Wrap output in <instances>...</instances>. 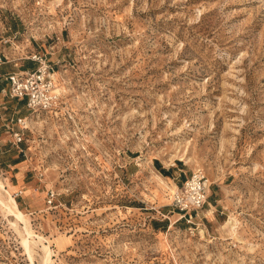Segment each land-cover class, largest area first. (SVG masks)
Segmentation results:
<instances>
[{
    "label": "rangeland",
    "instance_id": "rangeland-1",
    "mask_svg": "<svg viewBox=\"0 0 264 264\" xmlns=\"http://www.w3.org/2000/svg\"><path fill=\"white\" fill-rule=\"evenodd\" d=\"M35 54L50 112L10 95ZM0 58V264H264V0H0Z\"/></svg>",
    "mask_w": 264,
    "mask_h": 264
},
{
    "label": "built area",
    "instance_id": "built-area-1",
    "mask_svg": "<svg viewBox=\"0 0 264 264\" xmlns=\"http://www.w3.org/2000/svg\"><path fill=\"white\" fill-rule=\"evenodd\" d=\"M39 66L36 70L13 72L7 75L10 83V95L18 100H26V106L33 112H50L61 105V96L57 92L56 81L52 66L43 55L35 54L32 58ZM0 61L2 59L0 58ZM16 123L10 128V135L14 143L24 140V131L28 128L25 118L12 119L9 125ZM209 182L203 170H197L186 180L180 190L173 195L174 206L180 211L187 221H193L198 212L204 207L208 198ZM22 192L15 194V199ZM55 193L49 194V204L55 200Z\"/></svg>",
    "mask_w": 264,
    "mask_h": 264
},
{
    "label": "bare ground",
    "instance_id": "bare-ground-1",
    "mask_svg": "<svg viewBox=\"0 0 264 264\" xmlns=\"http://www.w3.org/2000/svg\"><path fill=\"white\" fill-rule=\"evenodd\" d=\"M4 189H5V185L0 180V192L2 190H4ZM4 206L6 207V210L8 211V213L10 215L14 216V218L16 220V222L13 223V225L17 226L19 222H22V223L25 224L24 228H25V232H26L27 236H23V238H22L23 245H24L25 249L28 251L29 255H32V245H31V241L32 240L30 238L33 237V232L30 231L28 226H27L28 222H27V219L25 217V214L19 208V205H18L16 199L12 195H10L9 202H7V203L4 202ZM33 243L36 244L37 242H35L33 240ZM43 249H44V251L46 253V256H45V259H44V264H51V260L52 259H51V251H50V249L48 247H46V246H43Z\"/></svg>",
    "mask_w": 264,
    "mask_h": 264
}]
</instances>
